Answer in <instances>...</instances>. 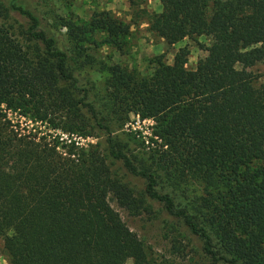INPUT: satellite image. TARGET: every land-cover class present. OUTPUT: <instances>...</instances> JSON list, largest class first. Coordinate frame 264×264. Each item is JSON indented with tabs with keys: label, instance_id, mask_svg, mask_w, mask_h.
I'll list each match as a JSON object with an SVG mask.
<instances>
[{
	"label": "trees",
	"instance_id": "16d2710c",
	"mask_svg": "<svg viewBox=\"0 0 264 264\" xmlns=\"http://www.w3.org/2000/svg\"><path fill=\"white\" fill-rule=\"evenodd\" d=\"M160 3V13L148 14L149 30L168 44L209 37L206 56L188 70L180 49L144 78L108 67L97 106L79 85L60 29L24 0H0V239L8 264H154L110 197L134 215L160 205L214 262L264 264V85L246 71L264 61V0ZM62 28L74 53L95 33L117 47L130 33L107 14ZM131 113L151 120L149 140L160 141L147 165L111 128ZM77 138L98 142L81 146ZM115 163L144 181L141 195L111 170ZM191 182L204 196L180 208L171 193Z\"/></svg>",
	"mask_w": 264,
	"mask_h": 264
},
{
	"label": "rangeland",
	"instance_id": "374dc122",
	"mask_svg": "<svg viewBox=\"0 0 264 264\" xmlns=\"http://www.w3.org/2000/svg\"><path fill=\"white\" fill-rule=\"evenodd\" d=\"M28 8L32 9L47 25L57 26L63 36L65 45L69 48L71 56L75 58V72L79 85L89 90V101L97 106L106 94L109 74L107 68L119 65L133 73L137 78L149 76L158 60L171 65L175 54L180 49L188 51L186 69H195L198 61L206 56L205 48L211 45L206 36L185 38L175 44H168L164 39L149 30L147 24L148 14L162 11L160 0H24ZM107 14L117 21L130 27V33L120 47L103 44L100 33L92 35L90 40L81 43V47L72 48L67 41L65 28L62 25L72 21L78 25L89 23L94 17ZM16 16V15H15ZM17 17V16H16ZM17 19L22 22L18 17ZM13 31L20 38L16 30L17 23L13 22ZM86 56L88 58L86 59ZM254 77V85H264V61L246 70ZM14 122L31 128L36 125L39 130L46 129L16 115H8ZM113 121V120H111ZM34 126V127H36ZM153 122L141 121L137 115L129 114V119L123 126L113 121L111 128L113 134L132 155L138 163L147 165L151 152L158 149L160 141L151 142ZM48 132V131H47ZM51 132V131H49ZM137 139L134 142L131 137ZM62 136V135H61ZM63 137V136H62ZM66 138V136H65ZM75 139V138H74ZM79 145L96 144L97 138H77ZM102 142V139H99ZM103 147V146H102ZM104 149V147H103ZM111 170L123 178V182L141 195L144 181L132 177L120 167L118 163L111 166ZM164 186V192L170 190ZM176 205L191 210L190 205L198 204L200 197L204 196L201 184L191 182L186 192L176 189L171 193ZM110 205L115 209L127 227L135 233L141 241L147 259L154 264H219L214 262L202 251L201 242L194 238L188 230L176 219L168 216L162 207L151 203L137 215L120 208L116 201L110 197ZM132 259L125 260V264H132ZM0 264H8V256L0 239Z\"/></svg>",
	"mask_w": 264,
	"mask_h": 264
}]
</instances>
